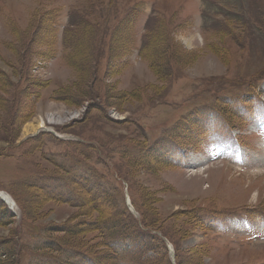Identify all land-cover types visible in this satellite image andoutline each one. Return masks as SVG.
<instances>
[{
	"label": "rangeland",
	"instance_id": "obj_1",
	"mask_svg": "<svg viewBox=\"0 0 264 264\" xmlns=\"http://www.w3.org/2000/svg\"><path fill=\"white\" fill-rule=\"evenodd\" d=\"M256 101L264 0H0V262L137 264L51 198L70 183L147 232L140 264H264Z\"/></svg>",
	"mask_w": 264,
	"mask_h": 264
},
{
	"label": "trees",
	"instance_id": "obj_2",
	"mask_svg": "<svg viewBox=\"0 0 264 264\" xmlns=\"http://www.w3.org/2000/svg\"><path fill=\"white\" fill-rule=\"evenodd\" d=\"M73 24V21L70 22V25ZM62 100H67L66 96H61ZM33 102V101H32ZM167 164V162L162 161ZM63 170L62 173L68 171L69 166L66 164L61 165ZM65 191L62 193H58L55 191H50V196L52 199L59 200L61 202L71 203L74 207H95V209H99V214L96 218L90 219L89 221H85V229L100 233L103 240L106 242H101V247L104 249L107 248V243L112 246L114 249L118 247L115 243L122 241V243L128 241L129 242V251L137 250L139 253L146 251L149 248V240L145 239L147 232L141 230V227L137 225V222L129 217V215H121L118 213V221H115L113 218L110 219L108 215V211L104 210L101 207L99 202L95 197H92L90 194L83 192L81 189L73 186L70 183H60ZM37 185V184H36ZM35 185V186H36ZM38 186V185H37ZM32 187V186H31ZM78 190H81L87 197V200H84L78 193ZM19 201V200H18ZM20 204V202H19ZM116 211V210H115ZM114 215V213H111ZM103 218V220H102ZM133 218V216H132ZM142 225L145 224V221L140 222ZM145 228V227H143ZM153 228V227H152ZM148 229V228H147ZM69 228L65 229V233L69 234ZM82 230H77L72 234H81ZM56 241V240H55ZM57 242V241H56ZM57 244H60L57 242ZM62 245V244H60ZM63 246V245H62ZM4 242L0 244V257L1 255L6 254V250H3ZM70 249H78L75 246H69ZM122 249V248H121ZM88 254V253H86ZM90 255V254H88ZM89 262H93L98 264L96 259H91ZM0 264H14L12 260H8L7 262H0Z\"/></svg>",
	"mask_w": 264,
	"mask_h": 264
},
{
	"label": "bare ground",
	"instance_id": "obj_3",
	"mask_svg": "<svg viewBox=\"0 0 264 264\" xmlns=\"http://www.w3.org/2000/svg\"><path fill=\"white\" fill-rule=\"evenodd\" d=\"M42 125H45V123L43 122V119L39 123L32 124L28 128H26L25 134L28 133V132L29 133H31V132H34L35 133L36 131L40 130L43 127ZM38 128H40V129H38ZM0 193H1V195L3 197H5L9 201L10 197L6 193H4V192H0Z\"/></svg>",
	"mask_w": 264,
	"mask_h": 264
}]
</instances>
